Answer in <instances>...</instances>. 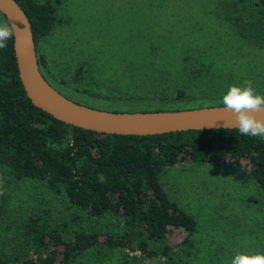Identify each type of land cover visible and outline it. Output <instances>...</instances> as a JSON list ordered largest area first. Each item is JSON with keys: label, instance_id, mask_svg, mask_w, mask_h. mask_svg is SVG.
<instances>
[{"label": "rangeland", "instance_id": "obj_1", "mask_svg": "<svg viewBox=\"0 0 264 264\" xmlns=\"http://www.w3.org/2000/svg\"><path fill=\"white\" fill-rule=\"evenodd\" d=\"M51 1L57 23L40 41V52L54 73L70 76L82 68L79 85L93 95L64 87L81 104L110 108L124 103L114 98L118 94H145L124 105L141 109L155 105L148 99L151 94L183 88L189 98L177 103L179 107H194L201 100L215 105L221 100L208 99L222 97L230 85L241 86L245 80L252 81L257 93L264 92V19L254 0ZM0 23H4L1 14ZM220 84L225 92L218 93ZM161 180L169 196L197 222L186 264H228L236 251L264 253L259 201L247 199L259 200L260 192L243 171L178 164L163 173ZM0 186L9 198L7 220L0 226L3 252L22 249L21 237L13 232L43 208L48 213L42 221L52 225L91 226L38 183L13 182L0 169ZM178 238L175 234L170 241ZM77 263L126 264L117 251H93Z\"/></svg>", "mask_w": 264, "mask_h": 264}, {"label": "trees", "instance_id": "obj_2", "mask_svg": "<svg viewBox=\"0 0 264 264\" xmlns=\"http://www.w3.org/2000/svg\"><path fill=\"white\" fill-rule=\"evenodd\" d=\"M15 1L30 21L43 77L74 101L64 87L93 95L79 85L81 67L70 76L54 73L40 52V41L57 23L53 2ZM254 1L264 19V0ZM2 18L6 22L3 15ZM221 85L218 93L225 92ZM207 91L211 92L209 88ZM188 95L183 88L154 93L148 99L155 105L132 109L124 108L129 104L127 100L146 95L124 93L114 96L124 103H114L110 108L89 106L111 111L176 110L189 108L177 105ZM208 100L214 102L222 97ZM204 101L207 100L196 101L194 107L212 106ZM178 164L228 166L243 171L260 192L259 200L251 196L247 199L259 201L264 223V138L241 135L237 128L139 136L98 133L68 125L34 106L26 96L18 77L13 38L0 49L2 173L16 183H38L60 197L65 209L81 222H91L90 227L52 225L42 221L48 209H40L13 232L21 237L22 249L0 250V264H79L80 257L93 251H117L126 264H186L197 222L169 196L161 180L163 173ZM8 199L0 186V226L6 219ZM175 234L179 238L172 243L170 238Z\"/></svg>", "mask_w": 264, "mask_h": 264}, {"label": "water", "instance_id": "obj_3", "mask_svg": "<svg viewBox=\"0 0 264 264\" xmlns=\"http://www.w3.org/2000/svg\"><path fill=\"white\" fill-rule=\"evenodd\" d=\"M0 13L15 25L13 51L26 96L37 108L68 125L105 134L154 135L210 129H234V116L223 105L176 110L111 111L76 102L42 75L31 24L15 0H0Z\"/></svg>", "mask_w": 264, "mask_h": 264}, {"label": "clouds", "instance_id": "obj_4", "mask_svg": "<svg viewBox=\"0 0 264 264\" xmlns=\"http://www.w3.org/2000/svg\"><path fill=\"white\" fill-rule=\"evenodd\" d=\"M15 25L8 22L0 23V49L7 47L12 39ZM223 110L234 116L232 126L241 135L264 138V94H258L251 80L243 85H230L222 96ZM103 181V176H100ZM228 264H264V253H247L236 251Z\"/></svg>", "mask_w": 264, "mask_h": 264}]
</instances>
